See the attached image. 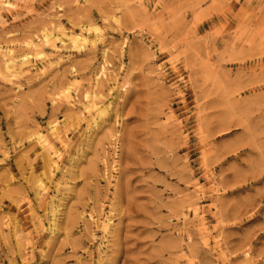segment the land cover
Instances as JSON below:
<instances>
[{"label": "rangeland", "instance_id": "374dc122", "mask_svg": "<svg viewBox=\"0 0 264 264\" xmlns=\"http://www.w3.org/2000/svg\"><path fill=\"white\" fill-rule=\"evenodd\" d=\"M0 264H264V0H0Z\"/></svg>", "mask_w": 264, "mask_h": 264}]
</instances>
